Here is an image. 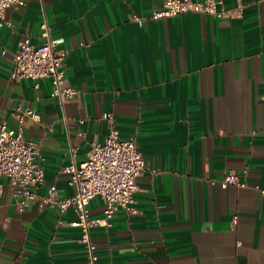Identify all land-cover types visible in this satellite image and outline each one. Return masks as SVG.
<instances>
[{"label": "crops", "instance_id": "obj_1", "mask_svg": "<svg viewBox=\"0 0 264 264\" xmlns=\"http://www.w3.org/2000/svg\"><path fill=\"white\" fill-rule=\"evenodd\" d=\"M163 0H27L0 27V122L17 105L32 113L23 136L37 147L44 195L73 193L61 169L103 143L111 113L147 164L136 177L135 211L119 210L90 232L95 264H264V0L241 18L202 13L133 21ZM60 40L75 97L60 106L49 80L12 81L13 53L40 26ZM233 171L244 186H220ZM0 264H89L72 208L31 204L19 213L3 179ZM90 216L101 219L94 198Z\"/></svg>", "mask_w": 264, "mask_h": 264}, {"label": "built area", "instance_id": "obj_2", "mask_svg": "<svg viewBox=\"0 0 264 264\" xmlns=\"http://www.w3.org/2000/svg\"><path fill=\"white\" fill-rule=\"evenodd\" d=\"M27 0H0V27H11L5 19L6 9L25 5ZM183 13H202L215 18H241L243 6L224 8L221 0H163L160 10L152 11L147 17L134 15L133 21L142 23L146 19L175 17ZM43 42L38 45L24 38L13 53L9 78L12 81L22 79H47L51 85L50 96L60 106L72 100L77 94L65 75V51L58 50L60 40L49 36L45 23L41 26ZM29 108L17 105L11 116L15 120L14 127H9L5 120L0 122V195L4 182L15 200L16 210L21 213L31 204L39 208L52 207L60 213L72 208L76 220L72 226L80 230V243L84 246L89 264L97 261L96 247L91 241L90 232L100 225H107L119 210L126 213L135 211L136 177L147 170V164L136 147L133 138L122 139L116 129L111 113H104L108 132L103 143H91L87 158L79 163L72 161L61 169L68 175L67 184L73 193L63 196L55 185H49L44 195L38 190L45 184L44 169L37 158L36 145L23 136V121L31 115ZM228 185L244 186L240 176L229 171L220 181L222 188ZM264 193V191H262ZM99 198L103 203L101 219L90 216L89 204L92 199Z\"/></svg>", "mask_w": 264, "mask_h": 264}]
</instances>
